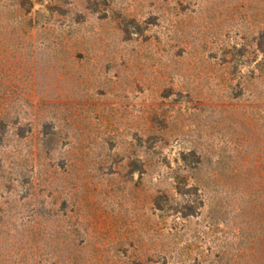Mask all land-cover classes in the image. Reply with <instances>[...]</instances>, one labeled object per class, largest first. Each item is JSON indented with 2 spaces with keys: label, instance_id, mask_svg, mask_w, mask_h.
<instances>
[{
  "label": "rangeland",
  "instance_id": "374dc122",
  "mask_svg": "<svg viewBox=\"0 0 264 264\" xmlns=\"http://www.w3.org/2000/svg\"><path fill=\"white\" fill-rule=\"evenodd\" d=\"M263 32L264 0H0V264L259 248Z\"/></svg>",
  "mask_w": 264,
  "mask_h": 264
},
{
  "label": "trees",
  "instance_id": "16d2710c",
  "mask_svg": "<svg viewBox=\"0 0 264 264\" xmlns=\"http://www.w3.org/2000/svg\"><path fill=\"white\" fill-rule=\"evenodd\" d=\"M263 40H264V32H263ZM264 69V68H263ZM159 196H156L158 199ZM160 198V197H159ZM159 200V199H158ZM155 209L164 210L163 206H161V203L155 202ZM193 214V213H191ZM190 215V214H189ZM264 230V228H263ZM172 236L175 234L173 232ZM262 242L260 243V247H256L257 241L255 240L254 243H252V246L250 247L249 251H242L241 247H238L236 245L235 251L231 255H223V254H217L214 258V264H240L243 261L244 255L247 256L245 260H247L248 264H264V234H262ZM241 241L237 244L240 245ZM241 246V245H240ZM217 259V260H215ZM181 264H186L187 260L183 259L180 260Z\"/></svg>",
  "mask_w": 264,
  "mask_h": 264
}]
</instances>
